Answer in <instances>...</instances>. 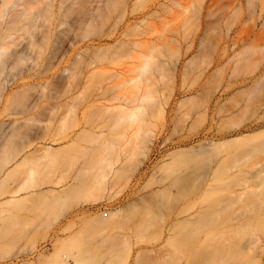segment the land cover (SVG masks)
I'll return each instance as SVG.
<instances>
[{
    "label": "rangeland",
    "instance_id": "rangeland-1",
    "mask_svg": "<svg viewBox=\"0 0 264 264\" xmlns=\"http://www.w3.org/2000/svg\"><path fill=\"white\" fill-rule=\"evenodd\" d=\"M263 134L264 0H0V264H211Z\"/></svg>",
    "mask_w": 264,
    "mask_h": 264
},
{
    "label": "bare ground",
    "instance_id": "bare-ground-1",
    "mask_svg": "<svg viewBox=\"0 0 264 264\" xmlns=\"http://www.w3.org/2000/svg\"><path fill=\"white\" fill-rule=\"evenodd\" d=\"M261 136H259V138H262ZM259 138L258 140H260ZM250 139L255 140L257 143V139L254 137ZM262 140H264V138L261 139V144H263ZM246 142L248 147L245 149L244 147L246 145L241 147L244 150L246 159L244 160L243 158V161L241 159L239 161V159L237 160L238 157L234 158V162H231V174L229 173V183L231 182L229 187L232 191L230 190L231 197L229 196L231 211L229 212L230 219L228 224L229 232H232L229 240L231 241L232 236L233 241H231V246L230 241L229 245L224 243H218L219 245H217L219 247L215 245L216 250L215 248L214 250L217 251V253L214 256V260H212L213 262H210L211 264H264V234H262L264 233V146H261V144L260 146H255L257 144H253V141L252 145H250L251 143L248 142V140ZM241 148L240 150H242ZM238 151L239 150H237V152ZM242 153L240 152V155L238 154L239 158H241ZM234 154H236V151ZM258 154H260V156L262 155V157H258ZM235 156L232 155V157ZM214 179L216 178L214 177ZM15 198L16 197L11 198L9 204L13 205L20 202ZM220 200L219 201L222 202L223 198ZM221 204L223 205V203H220L217 211H215V213L213 212L212 217L214 215L215 218L218 217L215 220L218 219L222 221V219H224L223 217H225L223 214L224 212H222L223 206ZM218 222L216 221V223ZM219 223L217 225H219ZM223 231L225 230L221 232ZM222 245H228L229 247L227 248V246H225L226 248H224ZM222 250H225L226 253L224 254ZM227 251L229 252L228 256ZM19 254L21 253H18L15 257ZM53 262L54 264H63L57 257L54 258Z\"/></svg>",
    "mask_w": 264,
    "mask_h": 264
}]
</instances>
